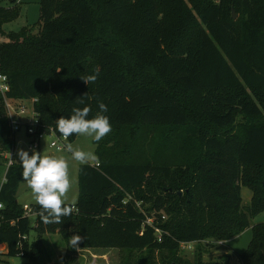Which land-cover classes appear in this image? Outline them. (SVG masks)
Wrapping results in <instances>:
<instances>
[{"label": "trees", "instance_id": "obj_1", "mask_svg": "<svg viewBox=\"0 0 264 264\" xmlns=\"http://www.w3.org/2000/svg\"><path fill=\"white\" fill-rule=\"evenodd\" d=\"M10 2L0 3L8 96L37 98L41 122L55 130L74 107L90 106L92 118L103 102L112 131L94 141L96 161L80 165L71 216L45 223L33 206V242L17 199L22 167H8L2 261L38 264L42 236L60 233L63 264H81L68 247L72 235L82 237L79 249L120 248L121 264H191L182 243L227 241L251 227L264 211V0H40L38 32H6L21 14L19 0ZM96 68L97 81L86 85L80 77ZM82 97L85 105L76 102ZM8 122L0 95V158L15 148ZM244 187L252 192L246 204ZM252 231L239 260L264 264V221ZM197 264L217 263L199 255Z\"/></svg>", "mask_w": 264, "mask_h": 264}, {"label": "rangeland", "instance_id": "obj_2", "mask_svg": "<svg viewBox=\"0 0 264 264\" xmlns=\"http://www.w3.org/2000/svg\"><path fill=\"white\" fill-rule=\"evenodd\" d=\"M0 3L4 6L11 5L10 0H0ZM19 4L21 6L20 16L17 19L4 24V30L6 32L18 31L23 26H30L34 32H38L40 29V0H19ZM4 40H7V37L5 34L0 32V42ZM239 121L240 118H238V122ZM67 143H72L74 147H80L85 151L93 152L97 159L96 144L91 138L76 137L74 141H69ZM28 145L29 140L26 135L25 127H23L21 130L17 131L14 150L11 153H7L5 158L4 156L0 158V188L5 180L8 170V159L12 157L15 163L20 164L19 157L17 155L19 149L28 151L29 155H31L33 152V150L28 148ZM36 152L43 154H52V152H54L55 155H64L66 158H68L70 176L73 181V188L69 193V199L72 204H75L78 200L79 194V168L81 164L73 161L71 159V154L67 151L51 148L50 140L47 137L42 140L41 147L39 150H36ZM96 159L90 160L88 163L93 164ZM242 194L244 203L246 204L250 202L252 192L248 187L243 188ZM17 199L21 205H36L32 197L31 190L28 188L26 182L23 181V178L18 188ZM30 219L33 228L30 232L29 240L33 242L39 237L38 232L35 229L36 214H32ZM250 221L251 227L239 234L238 237L236 236V238H234L232 241L219 244L215 241L204 240L200 243L193 244L191 247H182L180 254L191 264H197V257L199 255L205 262H216L217 264H240L241 262L239 260V254L246 250L252 239V226L264 221V211L255 217H252ZM42 240L43 253L40 260L38 261V264H63L61 257L64 256L67 251V243L65 238L60 233H48L42 236ZM78 253L81 259V264H121L124 256V251L120 248L80 249ZM5 258L8 261L7 264H33L31 263L30 259L25 256L7 255Z\"/></svg>", "mask_w": 264, "mask_h": 264}, {"label": "clouds", "instance_id": "obj_3", "mask_svg": "<svg viewBox=\"0 0 264 264\" xmlns=\"http://www.w3.org/2000/svg\"><path fill=\"white\" fill-rule=\"evenodd\" d=\"M99 77V68L93 70V74L81 76L86 85L95 83ZM86 95V94H85ZM76 102L85 105L84 97ZM99 111L89 118L90 106L74 107L70 117L61 116L56 120V130L65 142L69 137H87L95 142L101 141L112 131V126L107 115V105L98 102ZM61 151L71 154V159L79 164H87L95 160L96 156L91 151H85L80 147H74L72 143H66ZM22 167V178L31 190L35 203L40 208V217L45 223L60 224L64 217H69L74 211V205L70 202L69 193L73 188L70 176L69 160L64 155L43 154L33 150L19 149L17 153ZM2 207V206H0ZM82 237L72 235L68 239V247L76 248Z\"/></svg>", "mask_w": 264, "mask_h": 264}, {"label": "built area", "instance_id": "obj_4", "mask_svg": "<svg viewBox=\"0 0 264 264\" xmlns=\"http://www.w3.org/2000/svg\"><path fill=\"white\" fill-rule=\"evenodd\" d=\"M11 91V84L7 75L0 72V95L2 96L6 116L8 118V124L10 128L17 134V131L25 127L26 135L29 140L28 148L30 150H39L41 147L42 140L46 137L50 140V147L53 149L61 150L64 148L67 142L63 140L60 134L55 130L54 127H46L40 120L38 112L35 109V102L37 98L31 99H17L8 96ZM14 159L11 157L8 159V167L12 165ZM96 165H99L98 163ZM5 181V180H4ZM0 209L4 208V204L0 200ZM24 215L31 216L32 214L37 215V211L34 210L33 206L29 204L23 205ZM148 223H152V219L148 220ZM1 224V219H0ZM158 240L162 239V231L157 229ZM216 243L223 244L225 241L213 240ZM197 242H185L182 243V247H191ZM8 251L7 245L0 242V264H6L2 261L3 255Z\"/></svg>", "mask_w": 264, "mask_h": 264}, {"label": "crops", "instance_id": "obj_5", "mask_svg": "<svg viewBox=\"0 0 264 264\" xmlns=\"http://www.w3.org/2000/svg\"><path fill=\"white\" fill-rule=\"evenodd\" d=\"M7 40H8V38H7ZM7 40H4V41H7ZM52 154H54V152H52ZM15 162V161H14ZM250 199V198H249ZM239 235H237V237H238ZM234 238H236V236L235 237H233L232 239H230V240H227V241H225V243H227V242H229V241H232ZM241 264V263H240Z\"/></svg>", "mask_w": 264, "mask_h": 264}, {"label": "water", "instance_id": "obj_6", "mask_svg": "<svg viewBox=\"0 0 264 264\" xmlns=\"http://www.w3.org/2000/svg\"><path fill=\"white\" fill-rule=\"evenodd\" d=\"M233 16H234V18L238 17V15H237V13L235 11H233ZM173 264H179V263H173Z\"/></svg>", "mask_w": 264, "mask_h": 264}]
</instances>
